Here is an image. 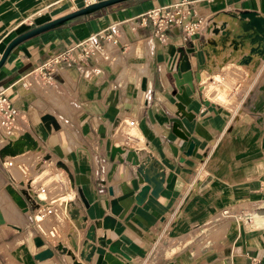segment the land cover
<instances>
[{"label": "crops", "instance_id": "obj_1", "mask_svg": "<svg viewBox=\"0 0 264 264\" xmlns=\"http://www.w3.org/2000/svg\"><path fill=\"white\" fill-rule=\"evenodd\" d=\"M179 3L189 9L188 19L198 30L185 40L183 24L175 25L165 39H156L147 13L167 11ZM82 6L81 0H0V53L17 34ZM243 10L264 16V0H126L32 36L8 53L0 66V92L9 95L15 114L9 132L0 126V147L28 132L38 145L33 152L49 157L39 167L53 155L56 163L68 169L72 183L67 176L68 190L61 187L52 196L43 188L45 204L52 208L49 214L40 216L32 207L22 212L4 186L41 187L25 181L23 165L22 170L16 165L18 178L13 175L3 160L14 156H0L4 219L0 264H73L68 255L54 250L56 243L71 249V238L77 245L74 259L85 264L78 258L85 231L111 215L104 204L111 198L120 206L113 228H95L94 236L103 235L107 244L119 242V249L128 256L120 258L121 264H264V53L256 65H238L234 62L248 53L250 44L245 41L233 54L230 37L216 57L210 54L207 59L203 54L204 41L214 36L205 30L208 24L221 13ZM218 17V24L233 23L227 15ZM110 32L117 42H104L101 51L86 61L77 59L80 43ZM149 40L151 53L146 48ZM142 42L143 57L148 60L146 75L141 53L133 49ZM179 48L188 55L192 69L194 53L198 63L207 65V70L199 72L202 79L193 81L194 90L186 84L177 90L171 79L174 72L179 75ZM66 53L74 61L64 59L50 79L37 69ZM233 85L239 87L237 98L248 111L234 108L232 96H227ZM209 86L221 88L219 101L217 96L206 97ZM44 114L54 117L58 129H45L40 121ZM130 119L137 128L136 137L121 131ZM174 123L186 141L172 132ZM190 141L193 147L185 156ZM111 146L122 152L110 158ZM141 161L161 172L162 182L156 196L149 189L136 203L134 197L145 184L136 171ZM63 206L75 213L73 219L64 214ZM56 207L59 219L53 213ZM81 217L84 227L79 229ZM215 234L218 237L211 238ZM34 236L42 239L43 246H34ZM93 244L87 264H107L106 249L96 241ZM45 247L53 255L34 259Z\"/></svg>", "mask_w": 264, "mask_h": 264}, {"label": "water", "instance_id": "obj_2", "mask_svg": "<svg viewBox=\"0 0 264 264\" xmlns=\"http://www.w3.org/2000/svg\"><path fill=\"white\" fill-rule=\"evenodd\" d=\"M126 0H99L95 1L86 5H83L82 7H79L75 10L69 11L68 13H65L59 17H56L54 19H51L49 21H46L40 25L34 26L30 29H27L13 38H11L3 47L1 53H0V66L4 62L5 58L7 57L8 53L17 46L20 42L35 36L39 33L48 31L50 29H53L55 27H58L62 25L63 23H67L69 20L82 16V15H88L92 12H95L97 10H101L103 8H106L108 6L123 2ZM227 12V11H226ZM232 17H238L239 20V27L243 31V34L236 35V38H232V41H230L231 47L230 51H236L238 50V45H242L243 39L247 38L251 47L248 49V53L245 55L240 56L239 59H237L234 63L238 65H246L250 62V54L255 53L259 57H261L264 53V16L254 12V11H237V12H227ZM207 31H213L217 32L216 29H211V25L206 27ZM239 40V41H238ZM204 44L207 46V50L203 49V54L206 58H208L209 51L210 50L215 52L213 50L214 48L210 47L213 46V43L211 41H204ZM178 57L176 62V71L179 72V75L174 72L171 77L173 78L174 86L177 90H180V86L183 84H186L190 90L194 89L193 81L199 80V73L198 70L202 69L204 67V63H198L197 62V54H192V57L195 58L194 61V69H192L191 62L189 60L188 55L182 50V48L177 49ZM140 90H144V80L141 81L140 84ZM204 104L207 105L208 103L204 101ZM177 104L176 106H178ZM181 106V105H180ZM177 110V109H176ZM178 112V111H177ZM40 121L42 122L43 126L46 130H56L58 129V123L54 119L52 115L44 114L40 117ZM172 132L179 137L180 139L186 141L187 137L179 130L178 124L174 123L172 125ZM193 147V143L190 141L187 144L186 149L183 152V155L187 156L191 153ZM36 142L31 137V135L28 132H23L19 134L16 138L8 140L4 145L0 147V156H13L17 153L22 152L23 150H31L36 149ZM116 152H122V148L118 146H111L109 149V157L112 158ZM172 153H175V150H172ZM57 166H60L66 173L67 176L72 183V177L70 173L68 172V169L62 164L61 162L56 163ZM156 165V163H154ZM152 167L153 171L152 173H149L147 167L143 166V162L141 161L136 171L141 176L143 182L145 183L142 185L137 192L136 196L134 197L136 203H140L148 190L150 189L149 193L152 196H156L161 188V182H162V174L161 172L157 171L152 165H148V168ZM26 188H14L12 185L7 184L4 186V190L9 195L12 202L16 205L17 208H19L22 212L28 211L30 207L34 208L36 205L34 203H30L28 201V195L26 192ZM108 194L111 196L112 191L111 189H108ZM78 197L82 204L84 206H87L86 201L83 198L82 192L80 189H77ZM105 205H108L109 211L111 215H104L99 221H95L93 224L89 225L85 231L84 239L81 242V249L78 252V258L85 262V264L88 263L90 260V257L94 251V241L96 243L105 248L106 251L103 254L104 260L107 262V264H121V259H126L128 256L123 253L119 249V242L113 241L109 244L105 243L104 236L101 235L99 237L94 236V229L101 227L102 229H112L114 225V217L117 215L120 211V206L117 203L115 198H111L110 200L106 201L104 203ZM69 218L73 219L72 214H69ZM83 218L81 217V223L79 226L80 228L84 227ZM3 222V219L0 215V223ZM69 234H67V237ZM32 242L35 247H41L43 246L44 242L42 239L38 236L32 237ZM69 244L71 245V249H67L62 245L61 243H56L54 250L65 253L68 255L72 260L73 264H82L81 261H76L74 259V252H77L76 250V243L71 240L69 241ZM53 255L52 249L45 247L34 254V259L42 260L45 258H48Z\"/></svg>", "mask_w": 264, "mask_h": 264}, {"label": "built area", "instance_id": "obj_3", "mask_svg": "<svg viewBox=\"0 0 264 264\" xmlns=\"http://www.w3.org/2000/svg\"><path fill=\"white\" fill-rule=\"evenodd\" d=\"M83 5L95 2V0H81ZM190 15L189 9L182 6L181 3L175 4L171 9L167 11H158L153 10L147 13V17L150 19L151 24L153 25V36L158 40L165 39L167 32L175 25L183 24L184 39H189L197 30L196 23L191 22L188 17ZM209 26V24H208ZM112 31V30H111ZM115 35L113 33L108 34H98L96 36H91L87 38L84 42L79 44V53H77V59L87 60L88 58L94 57L98 52L101 51L102 45L104 42H117ZM67 59L69 62H73L71 55L67 53L63 57L53 58L51 61H46L42 63L37 69L43 73V75L50 79L52 73L56 70L55 67L59 66L61 62ZM15 110L10 104V97L5 92H0V116L3 117V122L5 124V131L9 132L11 124L13 122V117ZM134 123L133 119L127 121L128 126H132ZM4 159V157L2 158ZM10 160H3V163L6 165L10 164ZM29 183V182H28ZM28 195V201L34 203L36 207L33 209L36 210L38 215H47L51 212L52 208L45 204V195L44 189L39 188L35 189L28 184L26 188ZM39 194L43 196L39 198ZM43 207L42 211L39 209ZM35 218V215H34Z\"/></svg>", "mask_w": 264, "mask_h": 264}, {"label": "rangeland", "instance_id": "obj_4", "mask_svg": "<svg viewBox=\"0 0 264 264\" xmlns=\"http://www.w3.org/2000/svg\"><path fill=\"white\" fill-rule=\"evenodd\" d=\"M142 47H143V42L141 43V45H137L136 47H133V49L136 52H140L141 53V58H143L144 75H146V72L148 70V68H147L148 60L143 57L145 53H144V48H142ZM182 50L184 51L183 48H182ZM171 79L173 80L172 77H171ZM219 84L222 85V78L220 79ZM144 90H146V89H144ZM223 91H224V89H223ZM199 92H200V90H199ZM238 94H240V89H239V87H234V85L231 86L228 89V91H227V96L228 97L232 96V98H230V99L233 101L232 103L234 104V108L235 107L241 108V111H243V112L248 111V109H249L248 106H246L247 108L244 109V106L242 104H240V99L237 98L239 96ZM205 102H207V101H205ZM207 103L210 104L209 102H207ZM203 104H204V101H203ZM122 126H121L122 127L121 131L125 135L128 134L129 136H133V137L137 136V128H135L134 126L132 127V126H128V125H125V124H122ZM116 137H118V135L115 136V141L117 139ZM128 142L131 143V144L133 143V141H130V140ZM116 143L120 144L119 141L118 142L116 141ZM125 146H127V145H125ZM127 147H130V146H127ZM24 154L25 155H23L21 157H18L16 159H10V161H12V162L13 161H15V162L17 161L16 163L13 162L12 165L8 166L9 170H11V172L13 173V175L16 178H18V176L14 172L15 168L17 169V166L19 165L18 167L21 168L20 170H22V168H23L22 165H23V166L26 167V169L24 168V171H22L24 173L23 175L25 176L24 177L25 181L32 182V186L44 188L45 191L47 190V191L50 192V196H52V194H54L56 191H58V190L60 191L61 187L66 188L68 190V184H67V181H66L67 174L61 167L56 165V162H55L56 158L52 157L53 159L51 161H48V163L46 162L44 167H42V165H41V167H39L40 162L43 161L44 159H48L49 157H44V158L43 157H39L40 154L37 153V152H33V151L32 152H28V153H24ZM47 154H45V155H47ZM42 169H45V172H41ZM3 190H4V188H3ZM40 196H43V195L39 194V198L41 199ZM56 203L59 205V202H56ZM62 208H63L64 214H67L69 216V212H67V211L70 208L68 209L67 206H63ZM69 211H72V210L70 209ZM53 213L57 214L56 218L59 219V217H61L58 214L59 211H57V207L55 208V211H54V208H53ZM218 217H220V215ZM218 235L219 234H215L211 238L218 237ZM157 250H161V248H159Z\"/></svg>", "mask_w": 264, "mask_h": 264}, {"label": "bare ground", "instance_id": "obj_5", "mask_svg": "<svg viewBox=\"0 0 264 264\" xmlns=\"http://www.w3.org/2000/svg\"><path fill=\"white\" fill-rule=\"evenodd\" d=\"M221 14H223V15H227V16H229L231 19H232V21H233V23H232V25L235 23L236 24V26L234 27L235 29H236V31L234 32L233 30V26L231 25V24H229L228 25V22L226 21V20H224V21H222L220 24H218L219 23V21L217 20V17L218 16H220ZM221 14H219V15H217L215 18H214V22L213 23H211L210 25H211V29H216V33L215 32H213V31H208V33H211V34H213L214 36L213 37H211V38H208V39H206V41H211L212 43H213V46H210V47H212V48H214L213 50H215V52H213L212 50H210L209 49V47H208V51H209V55H208V57L209 58H207V59H210V54H213V55H215V57L217 56V54L219 53V48H221V50H223V47L225 46V44H226V42L229 40V38L230 37H232V38H236L237 36L236 35H240V34H243V31L241 30V28L239 27V20H238V17H232V16H230L227 12H224V13H221ZM219 18V17H218ZM229 21V20H228ZM235 21V22H234ZM231 23V22H230ZM217 25H219V26H217ZM210 35V34H209ZM211 36V35H210ZM243 40V43H242V45H238V49L240 48V47H244L245 46V41H247V42H249L248 41V39L247 38H242ZM232 41V40H231ZM239 41V40H238ZM147 42V41H146ZM147 46H146V48L148 47V49L150 50V53L152 52V42H151V40H149L147 43ZM250 44V43H249ZM134 47V46H133ZM250 47H251V45H250ZM148 51V50H147ZM238 51H233V54H236ZM247 52V51H246ZM222 53V52H221ZM247 54V53H246ZM234 56V55H233ZM255 57H256V59H255ZM250 58H251V60H250V62L249 63H247L246 65H248V64H250L251 62H255V65L258 63V58H259V56L258 55H256L255 53H251L250 54ZM204 70H207V65L205 64L204 65V67L202 68V69H200V70H198V73L200 72V71H204ZM149 75V74H148ZM205 76H204V78L205 77H207L206 76V74H204ZM202 79V77H201V73H199V81ZM205 80V79H204ZM30 81V80H29ZM27 82V81H26ZM205 88V87H204ZM204 90V89H203ZM220 92H221V88L219 87V86H217V87H212V86H209V88H207L206 90H205V94L207 95H205L206 97H208L209 95L211 96H217V98L215 97V99H217V101H219L218 100V96L220 95ZM222 95V94H221ZM222 97V96H221ZM213 98V97H212ZM179 109L182 111V113H183V109L179 106ZM184 114H186V113H184ZM0 126H2L3 128H6L5 127V124H4V122H3V117L2 116H0ZM32 137V136H31ZM33 138V137H32ZM34 139V138H33ZM35 140V139H34ZM36 142V141H35ZM36 146H37V148H38V145H37V143H36ZM36 148V149H37ZM36 149H31V150H23L22 152H20V153H17V154H15V155H13L14 156V159H16V158H18V157H21V156H23V155H25L24 153H28V152H32V151H35ZM46 157V156H45ZM52 157H54L53 155L51 156V158ZM12 164V162H10V164L9 165H11ZM143 166H144V163H143ZM153 166V165H152ZM60 167V166H59ZM145 167V166H144ZM148 169V171H151L150 169H152L153 170V168L151 167V168H147ZM69 214H72V217L73 216H75L74 214V212L73 211H69ZM0 215H1V217H2V219H3V216H2V213H1V211H0ZM3 221H4V219H3ZM76 250H77V245H76Z\"/></svg>", "mask_w": 264, "mask_h": 264}]
</instances>
